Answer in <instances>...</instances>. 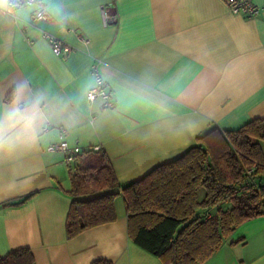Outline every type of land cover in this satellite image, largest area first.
Here are the masks:
<instances>
[{
	"label": "crops",
	"instance_id": "1",
	"mask_svg": "<svg viewBox=\"0 0 264 264\" xmlns=\"http://www.w3.org/2000/svg\"><path fill=\"white\" fill-rule=\"evenodd\" d=\"M39 1L48 19H35L36 4L7 12L0 0V109L18 91L47 101L36 141L0 152V255L28 247L35 264H163L130 239L120 190L213 128L264 119V0H252L251 17L223 0ZM105 7L117 23L103 25ZM45 34L71 51L55 54ZM95 71L111 107L87 98ZM62 139L103 150L119 182L116 220L71 239V164L47 149ZM202 264H264V215L238 225Z\"/></svg>",
	"mask_w": 264,
	"mask_h": 264
},
{
	"label": "trees",
	"instance_id": "2",
	"mask_svg": "<svg viewBox=\"0 0 264 264\" xmlns=\"http://www.w3.org/2000/svg\"><path fill=\"white\" fill-rule=\"evenodd\" d=\"M259 141H264L262 118L234 130L213 128L177 158L122 187L130 239L163 264L208 260L238 225L264 215V151ZM69 179L68 239L116 220L118 192L113 190L119 182L103 150L77 155ZM35 193L2 205L22 203ZM201 210H210L209 216ZM0 264H35V259L30 248L20 247L0 255ZM90 264L112 262L101 258Z\"/></svg>",
	"mask_w": 264,
	"mask_h": 264
},
{
	"label": "built area",
	"instance_id": "3",
	"mask_svg": "<svg viewBox=\"0 0 264 264\" xmlns=\"http://www.w3.org/2000/svg\"><path fill=\"white\" fill-rule=\"evenodd\" d=\"M233 14H241L244 16H254L258 13L259 8L255 5L252 0H223ZM37 5L35 11V19L42 20L48 19L47 12L39 0H7V12L14 11L15 8L21 6ZM103 25L107 26L110 24H115L118 21V15L115 12H110L108 8H103L101 12ZM45 38L51 44L52 51L61 55L63 53H68L71 51V48L61 42L59 39L50 34H45ZM94 76V86L89 89L87 93V98L90 101L100 98L104 107H111L113 103L112 92L109 89L105 80L101 75L95 71L93 72ZM48 151L51 152H62L65 154V162L71 164L75 161L76 156L82 153V150L78 146L71 147L68 142L64 139L60 140L57 143L50 144L48 146ZM99 147H95L94 150H98Z\"/></svg>",
	"mask_w": 264,
	"mask_h": 264
},
{
	"label": "clouds",
	"instance_id": "4",
	"mask_svg": "<svg viewBox=\"0 0 264 264\" xmlns=\"http://www.w3.org/2000/svg\"><path fill=\"white\" fill-rule=\"evenodd\" d=\"M46 103L43 95L26 97L18 91L11 102L0 109V152H11L20 144L36 141L39 126L47 119Z\"/></svg>",
	"mask_w": 264,
	"mask_h": 264
},
{
	"label": "rangeland",
	"instance_id": "5",
	"mask_svg": "<svg viewBox=\"0 0 264 264\" xmlns=\"http://www.w3.org/2000/svg\"><path fill=\"white\" fill-rule=\"evenodd\" d=\"M71 165H73V163ZM225 206H227V204H225Z\"/></svg>",
	"mask_w": 264,
	"mask_h": 264
}]
</instances>
